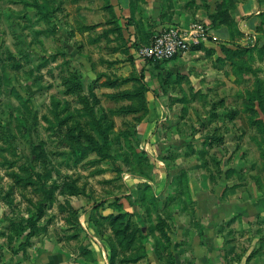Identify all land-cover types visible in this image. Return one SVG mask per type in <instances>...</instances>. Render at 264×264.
<instances>
[{"label": "rangeland", "instance_id": "obj_1", "mask_svg": "<svg viewBox=\"0 0 264 264\" xmlns=\"http://www.w3.org/2000/svg\"><path fill=\"white\" fill-rule=\"evenodd\" d=\"M77 1L0 0V264L53 240L109 264H264V0H196L187 53L137 80L93 57Z\"/></svg>", "mask_w": 264, "mask_h": 264}, {"label": "crops", "instance_id": "obj_2", "mask_svg": "<svg viewBox=\"0 0 264 264\" xmlns=\"http://www.w3.org/2000/svg\"><path fill=\"white\" fill-rule=\"evenodd\" d=\"M252 1L251 6L247 5L248 7L243 8L247 9V14L255 13L256 3L255 0ZM249 2L248 0L247 4H250ZM186 4V0H78L74 4L73 18L74 23H81V27L89 29L86 40L92 45L90 53L94 54L93 57L121 61L120 74H123L124 79L131 77L137 80L147 64L138 57L137 50L132 45L148 44L153 37L152 33H156L161 28L174 26L183 30L187 29L191 24L189 22L202 16L204 8L200 7L201 3L196 0H192L188 7ZM206 9L208 7H205V11ZM231 13L235 14L233 10ZM250 22L251 19L245 23L248 28L247 32L248 35L251 32L250 36L255 38V25ZM117 26L121 27V32L114 31L118 28ZM209 27L210 31L215 32L217 36L223 34L224 27L227 28V33L234 32L233 24L231 26L217 24L214 28ZM236 27L239 28V23H236ZM77 37L80 36L77 35ZM102 44L105 47L116 45V49H113V46L105 49L100 46ZM192 57L190 55V57L177 58L173 63L176 64L182 60L187 63ZM154 125L155 122L147 123L146 126L143 123L144 134L149 135L147 129H152ZM230 213L233 212L230 211ZM80 222L85 227V219H81ZM93 238L96 240L97 237ZM84 241L74 248L70 245L72 241L54 243L53 240L50 247L43 249V252L38 255L35 264H109L105 250L99 253L94 250V247L86 245ZM44 250L47 251L44 252ZM89 255L91 259L87 258Z\"/></svg>", "mask_w": 264, "mask_h": 264}, {"label": "built area", "instance_id": "obj_3", "mask_svg": "<svg viewBox=\"0 0 264 264\" xmlns=\"http://www.w3.org/2000/svg\"><path fill=\"white\" fill-rule=\"evenodd\" d=\"M197 27L202 28V26ZM183 33L181 28L174 26L158 30L148 44L138 47V57L147 62H161L186 54L190 44Z\"/></svg>", "mask_w": 264, "mask_h": 264}]
</instances>
